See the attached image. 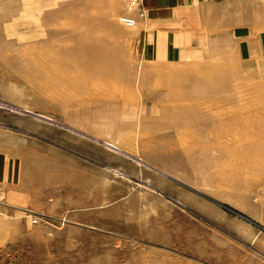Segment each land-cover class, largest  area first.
<instances>
[{
  "label": "rangeland",
  "instance_id": "rangeland-1",
  "mask_svg": "<svg viewBox=\"0 0 264 264\" xmlns=\"http://www.w3.org/2000/svg\"><path fill=\"white\" fill-rule=\"evenodd\" d=\"M127 1L0 0V264H264V0Z\"/></svg>",
  "mask_w": 264,
  "mask_h": 264
},
{
  "label": "crops",
  "instance_id": "crops-1",
  "mask_svg": "<svg viewBox=\"0 0 264 264\" xmlns=\"http://www.w3.org/2000/svg\"><path fill=\"white\" fill-rule=\"evenodd\" d=\"M181 4L178 3H174L172 5L173 7V11L172 13H180L183 11H187V10H192L194 9L193 7H189L188 5H195L196 7L198 6L199 3H201V5L205 8H209L210 10V14H229L231 11L236 10L237 8V4L240 3V1L242 0H181ZM147 2V0H146ZM185 7L184 9H182L181 6L178 5H184ZM188 4V5H187ZM148 7L153 8V12H158L155 11L157 8L153 7L152 5L147 4ZM188 12V11H187ZM150 13V11H149ZM182 16V15H180ZM149 19V17H148ZM147 19L145 21H139L137 23V25L145 23V25L143 26L144 28H148L149 26V21L147 22ZM149 30V28L147 29ZM170 31H174L172 29H170ZM264 32V29H263ZM176 33V31L174 32H170L168 37H165L164 39H161L160 37H157L155 34L152 36H149L147 39H152L153 41L156 42V44H160L164 49H166L167 51H169L167 57H174L172 55L176 54L175 51V46L177 45V40H183L181 36L178 35H174ZM195 37H190V40H193ZM245 51L246 52H252L254 55L257 54V51H259L261 57H258V61H262V64L264 63V33L259 36L258 38L255 39H249L248 43L245 44ZM8 163L3 159V153L0 152V181H4L5 182V176L1 175L4 171L5 168L8 167ZM10 169V167H9ZM7 178V177H6ZM6 183V182H5ZM3 193H5V191H3Z\"/></svg>",
  "mask_w": 264,
  "mask_h": 264
},
{
  "label": "built area",
  "instance_id": "built-area-1",
  "mask_svg": "<svg viewBox=\"0 0 264 264\" xmlns=\"http://www.w3.org/2000/svg\"><path fill=\"white\" fill-rule=\"evenodd\" d=\"M127 8L128 12L120 15V21L127 25H135L138 21V17H146L144 0H128Z\"/></svg>",
  "mask_w": 264,
  "mask_h": 264
},
{
  "label": "bare ground",
  "instance_id": "bare-ground-1",
  "mask_svg": "<svg viewBox=\"0 0 264 264\" xmlns=\"http://www.w3.org/2000/svg\"><path fill=\"white\" fill-rule=\"evenodd\" d=\"M145 1V0H144ZM146 18H147V13H146ZM119 20H120V17H119Z\"/></svg>",
  "mask_w": 264,
  "mask_h": 264
}]
</instances>
